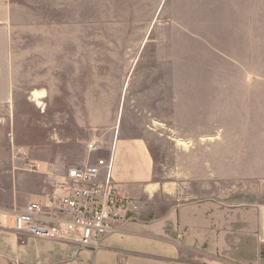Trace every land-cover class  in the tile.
<instances>
[{
  "label": "rangeland",
  "instance_id": "obj_1",
  "mask_svg": "<svg viewBox=\"0 0 264 264\" xmlns=\"http://www.w3.org/2000/svg\"><path fill=\"white\" fill-rule=\"evenodd\" d=\"M134 137L164 184L144 220L235 247L264 205V0H0V210Z\"/></svg>",
  "mask_w": 264,
  "mask_h": 264
},
{
  "label": "crops",
  "instance_id": "obj_2",
  "mask_svg": "<svg viewBox=\"0 0 264 264\" xmlns=\"http://www.w3.org/2000/svg\"><path fill=\"white\" fill-rule=\"evenodd\" d=\"M108 151L105 157L112 158L110 174L119 193L135 199L147 197L144 204L162 197L164 184L151 180L153 159L141 138H116ZM42 168L46 173V167ZM154 183L157 186L149 195L146 187ZM28 198V202L39 200L33 193ZM157 203L161 208L163 202ZM144 204L121 234L106 235L96 249L33 236L20 240L15 232L0 228V264H264V205L256 208L252 226L235 239V247L212 249L205 245L204 251L198 252L190 232L181 241L175 239L172 212L159 211L151 224L144 220ZM180 221L187 223L182 217Z\"/></svg>",
  "mask_w": 264,
  "mask_h": 264
},
{
  "label": "built area",
  "instance_id": "obj_3",
  "mask_svg": "<svg viewBox=\"0 0 264 264\" xmlns=\"http://www.w3.org/2000/svg\"><path fill=\"white\" fill-rule=\"evenodd\" d=\"M100 147L90 141L86 152ZM26 158L24 151L20 152ZM111 156L96 157L55 175L51 191L13 212L0 210V228L23 237L48 238L82 248H99L109 234H121L136 219L143 202L124 196L111 178ZM31 169L35 163L29 161Z\"/></svg>",
  "mask_w": 264,
  "mask_h": 264
},
{
  "label": "bare ground",
  "instance_id": "obj_4",
  "mask_svg": "<svg viewBox=\"0 0 264 264\" xmlns=\"http://www.w3.org/2000/svg\"><path fill=\"white\" fill-rule=\"evenodd\" d=\"M35 95H38L35 93ZM157 186V183L151 184L150 186H147V191L151 193V191ZM153 192V191H152Z\"/></svg>",
  "mask_w": 264,
  "mask_h": 264
}]
</instances>
